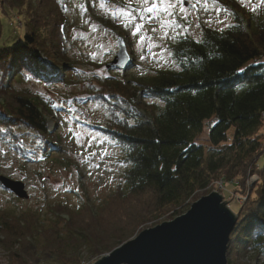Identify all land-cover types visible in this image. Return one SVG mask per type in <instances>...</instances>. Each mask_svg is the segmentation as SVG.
Masks as SVG:
<instances>
[{"label": "trees", "instance_id": "obj_1", "mask_svg": "<svg viewBox=\"0 0 264 264\" xmlns=\"http://www.w3.org/2000/svg\"><path fill=\"white\" fill-rule=\"evenodd\" d=\"M66 4L0 0V143L25 161L35 154L49 159L59 151L60 133L49 127L48 116L76 113L79 104L91 103L103 110L100 120L75 114L73 120L115 137L110 144L127 166L97 206L85 196L78 206L56 201L44 211L0 207L7 264L99 259L227 186L244 197L231 210L237 220L227 264L259 261L264 257V10L260 17L246 16L227 5L233 18L227 27L202 26L200 39L180 35L171 42L170 67L138 74L106 66L117 74L84 78L88 91L65 108L30 86L79 84L82 70L68 59ZM22 136L33 138L34 146H22ZM251 176L257 180L249 185Z\"/></svg>", "mask_w": 264, "mask_h": 264}, {"label": "rangeland", "instance_id": "obj_2", "mask_svg": "<svg viewBox=\"0 0 264 264\" xmlns=\"http://www.w3.org/2000/svg\"><path fill=\"white\" fill-rule=\"evenodd\" d=\"M66 1L68 59L83 71L76 78L80 80L79 84L70 83L55 88L36 84L30 86L32 91L40 93L46 101L65 108L74 102L76 105L75 98L88 91L85 79H91L95 75L105 77L117 74L118 70L106 68V64L112 61L118 49V36L125 40L131 56L133 65H129L128 70L141 74L149 72L151 68L172 65L169 47L176 37L189 35L200 39L202 26L223 29L230 25L233 18L227 5L246 16L260 17L264 10V5H260L256 12L251 10L258 0H245L244 3L242 0H233L232 3L218 0L215 5L211 0L207 4L203 0H187L191 6L177 5L168 14L160 11L157 15L136 11L150 6L152 0H148V5L142 0H104L103 5L101 0ZM217 8L222 10L217 11ZM119 9L132 12V17L117 14ZM137 25L142 27L133 35ZM141 37L144 39L141 40ZM59 65L58 63L55 66ZM45 66L46 64L43 65ZM78 106L76 113L73 111L68 115L66 111H60L59 114L48 116L49 127L60 133L56 142L59 151L49 159L42 160L35 154L25 161L7 145L0 143V175L20 181L27 194V198H19L0 184L1 208L21 210L39 207L44 211L48 204L56 201L74 207L82 199L84 201L85 196H88L91 204L97 206L120 182L127 164L121 159L118 148L110 144L116 138L99 129L88 130L80 127L72 118L75 114L77 118L85 121H97L102 118L103 110L91 103ZM22 139L24 147L35 144L31 137L22 136ZM255 180L257 177L251 176L247 184L250 185ZM221 190L212 191H217L222 196V201L229 200L226 205L230 210H236V200L239 203L244 200V197H236V193L229 186ZM6 257L0 246V264H7ZM83 260L86 261L81 264H93L97 259L84 255ZM242 262L260 264L264 263V257L259 261L246 258Z\"/></svg>", "mask_w": 264, "mask_h": 264}, {"label": "water", "instance_id": "obj_3", "mask_svg": "<svg viewBox=\"0 0 264 264\" xmlns=\"http://www.w3.org/2000/svg\"><path fill=\"white\" fill-rule=\"evenodd\" d=\"M185 6H191L187 0ZM107 67L126 69L131 63L123 37ZM0 184L19 198H27L24 185L0 175ZM212 191L194 201L188 210L173 220L141 230L93 264H227L229 235L237 216Z\"/></svg>", "mask_w": 264, "mask_h": 264}, {"label": "snow or ice", "instance_id": "obj_4", "mask_svg": "<svg viewBox=\"0 0 264 264\" xmlns=\"http://www.w3.org/2000/svg\"><path fill=\"white\" fill-rule=\"evenodd\" d=\"M104 0H101V4L103 5ZM142 2L145 5H148V0H142ZM200 2V0H198ZM205 4L209 3V0H203ZM218 2V0H211V3L215 5ZM245 0H242V3H244ZM247 2H250V0H247ZM183 0H152L151 5L145 7L144 9H136V11H146L148 13H156L157 15L160 14V11H163L165 14L169 13L170 9H174L177 7V5H182ZM260 5H264V0H258V3L253 5L251 10L253 12H256ZM217 11H221V8H217ZM226 11V9H223ZM181 11H184L183 8H181ZM117 14H123L129 17H132V12L126 11L124 9H119ZM143 18V17H142ZM169 21H165V23H168ZM141 25H137L136 28L133 30V35L136 34V32L140 31ZM144 37H141V40H143Z\"/></svg>", "mask_w": 264, "mask_h": 264}]
</instances>
